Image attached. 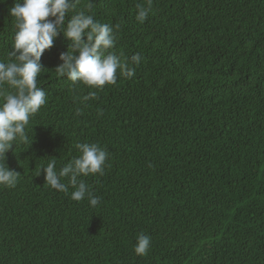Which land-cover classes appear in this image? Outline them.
I'll return each instance as SVG.
<instances>
[{"label":"trees","instance_id":"trees-1","mask_svg":"<svg viewBox=\"0 0 264 264\" xmlns=\"http://www.w3.org/2000/svg\"><path fill=\"white\" fill-rule=\"evenodd\" d=\"M14 2L0 3L4 62ZM137 4L149 7L79 0L68 13L112 27L105 54L132 77L96 88L60 75L72 45L62 32L42 56L47 102L0 160L20 174L0 186V264H264V0H151L143 23ZM78 143L107 153L103 175L80 177L95 207L70 185L51 188L42 169L54 159L59 171Z\"/></svg>","mask_w":264,"mask_h":264},{"label":"clouds","instance_id":"clouds-1","mask_svg":"<svg viewBox=\"0 0 264 264\" xmlns=\"http://www.w3.org/2000/svg\"><path fill=\"white\" fill-rule=\"evenodd\" d=\"M6 0H0L5 3ZM79 0H15L9 9L14 18V41L11 62L0 61V160L19 141H27L26 126L30 118L46 104V93L38 87L37 79L44 65L41 58L46 50L52 48L54 40L62 32L72 42L67 51L61 53L63 62L56 67L60 75H66L72 82H82L90 87L100 88L114 84L117 72L132 77L134 68L122 62L115 53L106 50L113 48L115 36L107 24L96 21L93 15L79 11L68 16ZM149 7L137 4L136 19L143 23L149 15ZM67 20V23H65ZM139 53L131 61L139 64ZM7 86V88L5 87ZM8 89H11L9 91ZM91 95H94L91 94ZM85 96L84 99H89ZM80 155L73 158L59 171L56 160L43 167L46 184L61 192H67L70 185L74 191L71 199L81 201L88 198L95 207L99 198L93 196L89 187L80 179L89 174H104L107 153L95 143H78ZM19 173L0 163V186L14 187ZM68 179V184L61 182ZM151 238L139 234L134 252L139 256L147 254Z\"/></svg>","mask_w":264,"mask_h":264}]
</instances>
